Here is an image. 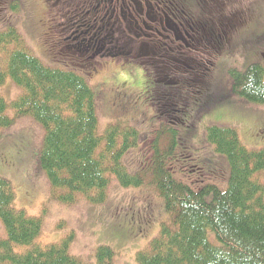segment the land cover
I'll return each instance as SVG.
<instances>
[{"label": "trees", "instance_id": "obj_1", "mask_svg": "<svg viewBox=\"0 0 264 264\" xmlns=\"http://www.w3.org/2000/svg\"><path fill=\"white\" fill-rule=\"evenodd\" d=\"M2 2L0 6L5 5V0ZM18 9V2H12L11 12ZM2 10L0 7V13ZM50 33L56 41L54 54L62 55L68 70L42 65L16 29L7 30L6 26L0 31V85L10 79L23 89L10 103L0 97V138L1 131L20 117H31L42 126L38 162L49 183L50 200L72 206L81 196L86 202L102 203L110 176L123 188L152 185L166 217L156 236L135 254L137 264H264V149L248 151L230 127H208L207 143L229 164L225 178V167L209 169L205 155H195L187 136L179 134L194 126L193 121H186L191 115L199 119L220 104L212 90L210 71L202 74L209 79L203 81L194 65L188 74L179 64L161 69L152 54L154 49L139 47L132 53L147 38L136 39L134 46L125 41L123 50L130 51L127 61L143 69V103L150 107L156 125L163 122L149 141L148 159L141 161L137 173L130 174L122 156L138 148L142 139L121 121L106 125L100 133L94 95L77 75L95 71L103 63H98L92 52L68 49L62 32L56 37L53 28ZM128 37L133 40L134 35ZM137 53L145 55L137 58ZM228 78L232 95L264 106L263 64L253 63L242 72L232 68ZM8 110L12 117L7 116ZM15 197L12 185L0 177V221L5 228V238H0V264H84L70 253L72 234L57 244L36 243L42 216L30 217L17 209ZM16 246L25 247V251H16ZM94 256L93 264H114L112 248L100 246Z\"/></svg>", "mask_w": 264, "mask_h": 264}, {"label": "rangeland", "instance_id": "obj_2", "mask_svg": "<svg viewBox=\"0 0 264 264\" xmlns=\"http://www.w3.org/2000/svg\"><path fill=\"white\" fill-rule=\"evenodd\" d=\"M14 1L18 2L19 9L12 13L10 5ZM184 2L189 6L188 11L195 22H199L206 35L214 41L204 44L206 48L199 52L184 50L182 57L186 63L192 59L189 65L197 66L196 75L200 80H212V90L218 95L220 104L199 119L195 120L191 115L186 121H193L194 126L190 131L181 129L179 134L187 136V142L192 145L195 155H205V165L209 169L225 167L226 178L229 164L224 156L213 152L212 146L207 143L208 127H230L235 129L239 141L248 151L264 149V106L251 105L245 99L232 95L228 78V71L232 68L242 72L253 63L264 66V0ZM0 7L3 8L0 20H4L0 22V31H4L6 26L7 30L16 29L23 44L42 65L68 70L61 60L62 55L54 54L53 45L56 41L50 36L52 25L60 21L57 19L53 22L57 15L53 0H5V5L3 3ZM57 30V35L54 34L56 37L61 33V27ZM144 43L137 44L132 53L135 50L138 52L139 47L152 50L157 46V43L153 44L148 39ZM124 44L125 41L114 36L113 45L125 49L127 46ZM161 54L164 55L163 52ZM171 55L175 57L177 54ZM109 59V56L96 57L98 63H103L102 66L95 71L77 75L84 78L94 95L100 133L106 125L116 121L124 122L138 132L142 139L138 148L130 149L122 156L127 172L135 174L141 161L148 157L149 141L154 138V131L163 122L156 125L150 107L143 103L141 90L145 77L141 66L130 62L122 64L121 61L112 63ZM154 59L159 62L168 61L167 64L176 66L171 57L161 59L155 55ZM209 64L211 68H208ZM142 65L150 64L142 62ZM158 67L162 69V64H158ZM207 69L211 73L209 79L206 75L201 77L202 74L208 75ZM168 71L172 74L171 70ZM183 72L188 74L191 70L185 68ZM22 93L23 89L16 87L10 79L0 85V97L8 103ZM7 116L12 117L13 112L8 110ZM1 132L0 177L12 185L17 209L24 210L30 217L42 216V231L36 243L41 246L57 244L72 234L70 253L84 264L94 263V254L100 246L112 248L114 264H137L135 254L142 251L156 236L160 223L166 217L162 209L163 202L152 185L123 188L110 176L102 203L92 204L79 196L74 205L64 206L50 200L49 183L39 166L38 156L44 135L42 126L31 117H20L15 119L11 127ZM0 238H5V228L1 221ZM14 249L25 251L22 246Z\"/></svg>", "mask_w": 264, "mask_h": 264}, {"label": "flooded vegetation", "instance_id": "obj_3", "mask_svg": "<svg viewBox=\"0 0 264 264\" xmlns=\"http://www.w3.org/2000/svg\"><path fill=\"white\" fill-rule=\"evenodd\" d=\"M54 4L60 6L56 7L53 21H60L52 27L54 30L61 27L67 48L77 53L92 52L99 58L109 56L112 63H128L130 58V51L113 45L114 36L133 46L136 39L145 37L157 43L153 56L171 57L175 64L188 70L195 68L184 61V50L199 52L206 48L204 44L214 41L206 35L203 26L195 22L184 0H56ZM127 34L134 35L133 40ZM174 53L175 57L171 55ZM144 55L137 53L136 57ZM164 63L168 61H158L163 67Z\"/></svg>", "mask_w": 264, "mask_h": 264}]
</instances>
